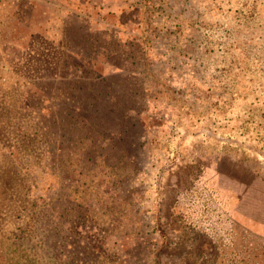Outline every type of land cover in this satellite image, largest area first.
I'll return each instance as SVG.
<instances>
[{"label":"rangeland","instance_id":"374dc122","mask_svg":"<svg viewBox=\"0 0 264 264\" xmlns=\"http://www.w3.org/2000/svg\"><path fill=\"white\" fill-rule=\"evenodd\" d=\"M4 1L0 15L11 29V44L0 49V174H7L4 192L9 200L0 198V264H92L90 254H97L98 246L101 264H125L118 236L109 237L107 225L75 221L78 208L67 183L57 178L62 189L50 186L52 176L33 170L29 180L25 171L32 164L30 156L18 150L13 157L6 155L11 146L23 151L15 137L39 132V115L22 103L17 109L23 125L15 127L1 107L17 98L23 83L39 81L40 71L45 85H52L56 79L48 65L58 54L45 59L39 53L55 47L39 30V23L50 17V5L44 0ZM87 3L98 7L84 22L70 17L63 38L70 46L55 48L66 49L71 60L88 62L96 57L97 45L107 48L105 75L113 79L108 89L121 95L124 115L119 150L135 166L129 183L137 192H129L123 202L129 199L132 210L139 208L143 225H155L154 235L160 239L156 264H217L218 256L229 264L231 250L248 254L242 237L232 247L231 228L226 218L220 219L219 205L264 239V0ZM79 25L92 31L83 36L88 46L77 41ZM3 32L0 25V41ZM58 158L51 154L42 163ZM36 183L31 197L35 207L27 208L35 211L31 215L24 212L28 203L24 206L17 198ZM43 183L52 190L39 199ZM52 194L54 210L44 220L45 207L39 203ZM173 215L198 224L199 240L187 245L181 257L171 248L163 252L175 243V233L172 225L160 229L159 220L165 225ZM99 234L103 240L96 238Z\"/></svg>","mask_w":264,"mask_h":264},{"label":"trees","instance_id":"16d2710c","mask_svg":"<svg viewBox=\"0 0 264 264\" xmlns=\"http://www.w3.org/2000/svg\"><path fill=\"white\" fill-rule=\"evenodd\" d=\"M44 2L50 5L48 12L51 13L50 17L48 14V17L39 23V30L43 32L40 36L52 38L56 48L70 46V40L68 39L67 42L63 39L64 34L69 31L67 22H70V17L84 22L86 14L98 7L88 5L87 0H44ZM5 3L4 0H0L1 6ZM4 9L7 11V8ZM10 9H13L12 6ZM7 12L12 15L10 10ZM3 19L6 18L1 14L0 25L4 30L0 41L1 51L11 44V29L8 23H3ZM78 31L79 45L82 43L88 46L89 44L82 40L83 36L92 34L90 27L79 25ZM70 34L74 36L75 32L71 31ZM106 39L107 37L103 40ZM101 45H97L96 57H91L90 62L80 57L71 60L72 55L66 52V49L59 50L50 46L46 51H39L45 59L58 54L55 63L48 65L51 69L50 76L56 80L50 86L45 85L44 81L47 79L40 71L39 81L30 79L23 83L22 88L18 90L17 98L9 99L6 106L1 107L5 112L4 116H9V122L15 127L23 125L22 113L17 109L20 104L25 103L33 113L39 115V132L30 135L31 132L25 131L21 136L15 137V142H18L19 148L23 151L11 146L12 149L6 152V155L13 157L12 155L15 154L13 151L18 150V153L30 156L29 161H32V164H29L25 171V176H28L29 180L28 173L33 170L42 172L45 177L52 176L53 178L49 179L50 186L55 184L62 189L57 178L67 183L66 189L69 190L66 192L69 195L73 194V200L78 208L75 211V221L78 222L80 219L89 222L91 219L92 223L99 227L107 225L106 231L111 230L108 236L111 237L113 234L118 236L117 245L122 252L121 260L125 264H131L132 260L133 264H156L155 248L160 239L154 235L155 225H143L139 208L132 210L129 199L123 202L126 196H130L127 195L129 192H137V189L129 183L135 176V166L128 160L126 152L119 150L121 147L118 144L120 141L118 134L124 119L119 104L121 95L112 88V92H109L108 88L113 79L106 76L105 72L110 57L106 55L107 48L104 43ZM51 154L58 156V161L44 165L43 159L47 160V156ZM10 161L12 162V158ZM10 166L12 167V164ZM4 174L7 176L5 171L3 175L0 174V198L8 202L9 196L4 192V183L7 181ZM50 186H45L43 183L41 187L39 184V190L43 192L39 194V199L52 190ZM37 188V183L28 185L22 192V198H17L24 206V203H28L29 207H25L24 212L30 211L27 208L35 207L31 197ZM22 189L23 185L19 190ZM19 190L17 194L21 193ZM53 200L52 194L47 197L46 202L39 203V208L45 207L42 219L46 220L51 216L49 213L54 210V207L51 208ZM219 206L222 211L220 219L226 218L231 228L233 245L231 242L230 244L234 247V242L242 237L245 252H248L244 254L240 250H231L229 264H264V239L241 226L236 218H231L230 214H226L221 202ZM34 213L35 211H32L31 215ZM46 214L48 215L45 217ZM84 223L86 222H82V225ZM110 224L111 228H108ZM171 225L175 233V243H172L173 245L169 243L163 248V252L171 248L172 254L181 257L187 245L199 240L198 224L182 215H173L171 222L165 225L159 220L160 229ZM255 226L253 224V227ZM147 227L150 230H146ZM167 234L169 235L168 232ZM96 238L103 240L104 236L99 234ZM160 238L163 237L160 235ZM101 249L102 247L98 246L97 254H90L92 264H101L103 261V257L100 258L99 255ZM216 258H218L217 264H224L226 261L219 256Z\"/></svg>","mask_w":264,"mask_h":264}]
</instances>
